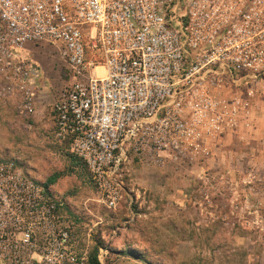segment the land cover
Returning a JSON list of instances; mask_svg holds the SVG:
<instances>
[{
    "label": "built area",
    "instance_id": "obj_1",
    "mask_svg": "<svg viewBox=\"0 0 264 264\" xmlns=\"http://www.w3.org/2000/svg\"><path fill=\"white\" fill-rule=\"evenodd\" d=\"M41 44L67 77L51 108L55 138L115 209L127 149L148 164L174 160L191 126L231 124L240 99L220 112L216 86L264 81V0H0V99L27 113L44 83L31 54ZM0 264H89L50 190L4 156Z\"/></svg>",
    "mask_w": 264,
    "mask_h": 264
},
{
    "label": "rangeland",
    "instance_id": "obj_2",
    "mask_svg": "<svg viewBox=\"0 0 264 264\" xmlns=\"http://www.w3.org/2000/svg\"><path fill=\"white\" fill-rule=\"evenodd\" d=\"M52 48L31 51L43 68L36 113L15 121L19 136L13 133L0 153L20 160L50 190L75 250L88 257L97 250L102 264L106 250L129 251L148 264H264V81L216 86L220 112L240 99L231 124L191 126V145L174 160L140 162L125 147L122 199L109 209L84 166L55 138L51 108L67 77ZM13 100L0 102L15 107ZM56 173L62 176L48 184Z\"/></svg>",
    "mask_w": 264,
    "mask_h": 264
},
{
    "label": "crops",
    "instance_id": "obj_3",
    "mask_svg": "<svg viewBox=\"0 0 264 264\" xmlns=\"http://www.w3.org/2000/svg\"><path fill=\"white\" fill-rule=\"evenodd\" d=\"M41 69L43 68L41 67ZM13 101L15 102V107H13L11 103L3 104L2 102H0V147H3V145H5L8 140H12L13 137L15 138V136H12L13 133H16V136H19V133L14 132L12 128L16 120L19 121V123H21L22 120V123L24 124L23 119L30 116H35V107L39 102V94L33 102V109L31 113L23 111L20 101L16 99H14ZM9 133L11 134V136ZM0 156L3 155L0 153ZM104 253L105 255L106 253H108V255L105 256L106 260L108 261L107 264H148L147 260H145V257L135 255L134 253H131L129 251L116 253V251L109 252V250H106L104 251ZM98 258L100 264H102L100 256H98Z\"/></svg>",
    "mask_w": 264,
    "mask_h": 264
},
{
    "label": "trees",
    "instance_id": "obj_4",
    "mask_svg": "<svg viewBox=\"0 0 264 264\" xmlns=\"http://www.w3.org/2000/svg\"><path fill=\"white\" fill-rule=\"evenodd\" d=\"M65 146H66V148H68V145H67V144H65ZM68 155H69V157H70L72 160H74L75 163L81 164V165L84 166V168L86 169L84 163H83L80 159L76 158V157L73 156V155H70L69 153H68ZM86 171H87V169H86ZM87 173H88V171H87ZM61 176H62L61 173H56V174H54L53 176H51V177H49V178L47 179V183H48V184H54L55 181H56V179L60 178ZM88 176H89V179H90V181H91V178H90L89 173H88ZM91 183H92V181H91ZM92 185H93V183H92ZM93 186H94V185H93ZM94 188H95V187H94ZM89 264H100V262H99L98 259H97V250H95V251L89 256Z\"/></svg>",
    "mask_w": 264,
    "mask_h": 264
}]
</instances>
